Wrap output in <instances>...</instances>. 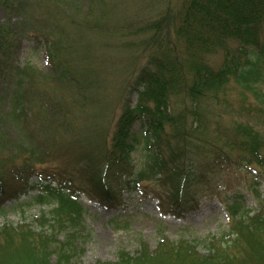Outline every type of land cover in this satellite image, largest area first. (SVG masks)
I'll return each mask as SVG.
<instances>
[{
	"label": "trees",
	"instance_id": "1",
	"mask_svg": "<svg viewBox=\"0 0 264 264\" xmlns=\"http://www.w3.org/2000/svg\"><path fill=\"white\" fill-rule=\"evenodd\" d=\"M94 1L89 0L87 18ZM38 7L35 0H0V9L22 13L23 28L34 26L60 92L53 96L34 87L25 89L29 95L14 92L0 125L18 121L28 129V119L42 115L45 132L50 135L51 130L54 136L50 135L49 143L48 136L36 143L35 136L26 134L12 150L0 139V155L12 153L0 160V202L20 192L28 197L19 206L53 207L37 218L38 231L29 224L0 228V264H77L72 260L79 250L78 232L85 213L81 192L118 208L127 203L125 187L147 193L144 182H149L162 190L161 206H180L218 189L227 169L250 171L255 184L264 182V0H180L176 10L169 7L158 18L122 35L141 38L122 41L133 47L127 58L132 57L134 74L121 99V114L111 127L108 120L104 139H89L86 145L77 144L80 136L65 121L72 111L67 92L92 99L88 81L67 59L74 45L57 41L68 38L66 33L56 20L44 19ZM101 28L106 36L117 32L105 25L96 29ZM13 35L14 30L0 22V55L11 48ZM2 63L6 60L0 59V68ZM16 71L19 87L26 75L33 76ZM34 94L40 100L39 112L29 118ZM235 94L241 99L233 101ZM63 127L74 133L64 151H71L73 157L63 169L38 168L37 164L49 160L51 144ZM140 147L144 154L137 165L132 153ZM253 193L263 205L262 193L256 189ZM225 209L232 218L230 230L207 241V252L199 250V239L165 238L155 250L146 242L134 254L121 249L118 260L108 264H264V209L250 216L235 195ZM0 213L6 210L0 207ZM238 215L242 216L235 220ZM49 227L65 231V241L59 242ZM54 246L58 248L53 250ZM54 253L58 260L53 263Z\"/></svg>",
	"mask_w": 264,
	"mask_h": 264
},
{
	"label": "rangeland",
	"instance_id": "2",
	"mask_svg": "<svg viewBox=\"0 0 264 264\" xmlns=\"http://www.w3.org/2000/svg\"><path fill=\"white\" fill-rule=\"evenodd\" d=\"M35 1L41 6L38 9H42L43 18L48 22L56 20L60 29L66 33L68 38H58L57 41L61 45L67 41L74 45L72 51L70 50L71 53L67 54V59L72 63V67H78L79 75L88 81V89H90L88 94L92 97V99L86 96L84 98L82 95L83 99H80L76 91L67 92L66 103L71 105L72 111L67 116L65 123L80 136L79 140L76 139L77 144L86 145L89 139L92 142L101 141L103 136L105 138L104 127L108 120H110L109 126L111 127L112 123L114 125V120L121 114V99L134 74L133 63L130 60L132 57L127 58L133 47L131 45L127 47L123 42L127 39L134 41V38H141V36L131 34V37L126 38L122 35L135 31L148 20L158 18L169 7L176 10L180 0H96L94 5L92 4L94 11L92 10L88 18L86 13L90 6L89 0ZM21 21H23V15L17 10L0 9V22L10 26L15 32L11 48L0 55L2 61L6 60V63H2L0 68V116L8 114L6 112L10 110L14 92L20 91L29 95L30 90L25 89L30 87L46 91L53 96L60 92L52 78L47 54L35 37L37 33L34 26L32 28L25 25L23 28L20 25ZM87 23L91 24L93 28ZM104 25L110 32L113 31L110 29H116L117 32L113 33V36H106L102 32V28L96 29ZM57 34L54 33V35ZM16 69L26 70L33 75L32 77L26 75L21 87L17 84L19 75H17ZM25 98L22 101L26 104ZM30 99L32 100L29 101L31 107L29 111L32 113L29 118L33 116V112L34 114L39 112L40 104V100L35 94ZM130 99L134 104L136 94L133 93ZM240 99L241 97L237 94L232 98L233 101ZM81 101L84 104L82 108ZM56 103L57 98L54 102L55 106H57ZM17 122L7 120L1 124L2 126L0 125V139L5 140L3 143L10 149L17 146L21 137H25L26 134L35 136L36 143L38 140L41 141L44 136L45 138L48 136L49 141L46 143H49L54 136L51 130L47 132L52 137L45 132L42 115H35L28 119L29 124L26 125L28 129L24 124L21 127V123ZM85 127H89L87 132ZM60 131L62 134L59 133ZM60 131L56 133L54 144H51L52 155L47 162L37 164L38 168L58 167L63 169L66 160L73 157L71 151L66 154L64 151L68 149L67 139L73 138L74 133L71 135L64 127ZM80 132H84V136ZM28 139L32 140L30 137ZM7 151H3L0 160L3 161L6 156H12V153ZM143 154L144 151L141 147L132 153L134 164L139 165L142 162ZM221 177L222 181L220 186H217L218 189L205 191L201 195L199 194L193 203L180 206H170V203L161 206L159 194H162L163 197L164 194L158 186L155 187L153 183L149 182H144L145 186L147 184V193H141L138 190L129 191L125 187L123 196L127 203L118 208L105 206L93 196L81 192L79 201L84 206L85 213L83 225L78 232L79 250L72 262L77 264L115 263L118 260L119 250L126 249L134 254L140 250L142 242L148 243L150 248L155 250L165 238L174 241L181 238L199 239L201 242L199 250L207 252V241L213 236L219 237L222 232L230 230L232 218H229L226 212L225 203H231L234 195L241 201L244 212H250V216L260 208L264 209V203L262 205L253 193V190L256 189L258 193H262L263 197L264 182L255 184L253 181L255 176L250 171L227 169L221 174ZM153 185L154 188H152ZM26 197L28 196L22 195L20 192H17V195L13 197H3L0 207L4 208L6 213H0V228L4 225L29 224L34 230H40L37 218L44 211H49L53 205L19 206V204H24ZM242 215H238L235 220H239ZM47 230L51 233L54 232L59 242L65 241V231L61 233L58 230L50 229V227ZM58 246H54L53 250ZM57 260L58 254L54 253L52 262Z\"/></svg>",
	"mask_w": 264,
	"mask_h": 264
}]
</instances>
